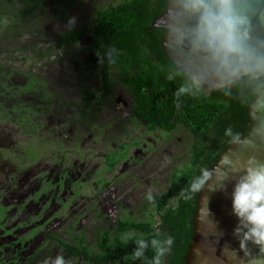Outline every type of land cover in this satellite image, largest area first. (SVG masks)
Instances as JSON below:
<instances>
[{
    "label": "rangeland",
    "instance_id": "374dc122",
    "mask_svg": "<svg viewBox=\"0 0 264 264\" xmlns=\"http://www.w3.org/2000/svg\"><path fill=\"white\" fill-rule=\"evenodd\" d=\"M120 1L69 0L62 16L66 0L30 12L25 0H0V65L15 71L14 85L0 87V243L24 242L38 252L32 264L58 255L87 264L69 260L50 235L73 243L85 234L98 251L97 239L120 218H148L146 196L167 191L175 170L190 162L193 135L182 126L150 131L132 118V98L115 69L113 92L103 96L102 65L87 35L57 48L69 31L87 25L91 32L97 10ZM28 75L38 88L22 91ZM86 89L99 94L80 117ZM123 147L111 169L106 156Z\"/></svg>",
    "mask_w": 264,
    "mask_h": 264
},
{
    "label": "trees",
    "instance_id": "16d2710c",
    "mask_svg": "<svg viewBox=\"0 0 264 264\" xmlns=\"http://www.w3.org/2000/svg\"><path fill=\"white\" fill-rule=\"evenodd\" d=\"M45 1L48 0H25L30 6L29 12ZM166 2L122 0L112 3L97 10L91 32L85 25L69 31L67 37L57 44V48H62L69 42H77L81 35H88L91 38L88 44L95 53L93 61L102 64L103 96L113 92L110 81L111 70L115 69L117 80L132 96V118L144 121L150 131L160 129L170 133L182 126L194 137L190 162L175 170L167 191L151 194V200L146 196L143 210L148 213V218L139 221L120 218L113 230H106L97 239L98 251L95 252L87 246L85 234L78 236L77 242L72 244L50 235V239L70 252L73 258L83 256L87 262L95 264L109 261L116 264H153L158 253L150 241H164L170 236L173 243L161 257V264H183L193 242L197 198L202 189L193 191L192 184L201 177L202 169H210L229 146L230 138L225 134L228 129L241 136L245 133L249 122L248 107L264 85V77L256 79L244 75L231 86L214 90L210 95L205 93L203 86H193L191 79L164 54L162 29H149L154 19L165 11ZM70 8L72 5L66 0V8L60 12L61 15H67ZM109 48L117 50L113 62H102L101 57ZM5 69L9 72H3ZM14 73L13 68L0 65V87ZM28 78L30 84L22 87V91L38 88L37 78L30 75ZM182 86L189 91L177 94ZM98 94L97 90L84 91L86 100L80 117L86 115ZM121 151L125 148L108 154L111 169L117 165ZM139 239L149 241L150 246L144 257L137 259L133 250Z\"/></svg>",
    "mask_w": 264,
    "mask_h": 264
},
{
    "label": "clouds",
    "instance_id": "9594fccd",
    "mask_svg": "<svg viewBox=\"0 0 264 264\" xmlns=\"http://www.w3.org/2000/svg\"><path fill=\"white\" fill-rule=\"evenodd\" d=\"M264 0H169V6L158 24L167 39L165 48L173 56V63L186 73L192 85L199 88L206 77L225 83L242 75L259 79L264 77V35L254 34L253 9ZM75 18L69 21V26ZM115 48H109L101 61L113 62ZM195 59L199 68L190 70ZM171 79V77H169ZM181 87L179 93L187 92ZM230 144L241 141L239 133L226 131ZM223 163L231 168L235 179L231 190V207L237 218L233 230L242 248L251 242L264 251V161L250 156L247 160L234 161L225 154ZM214 170L202 169L201 177L192 184L199 191L214 175ZM227 179V177H226ZM153 197L151 193L148 199ZM134 258H142L149 248V241L137 240ZM172 237L164 241L153 239L151 247L157 250L153 264H161V257L170 249ZM44 264H67L63 256L47 259Z\"/></svg>",
    "mask_w": 264,
    "mask_h": 264
},
{
    "label": "water",
    "instance_id": "95a60500",
    "mask_svg": "<svg viewBox=\"0 0 264 264\" xmlns=\"http://www.w3.org/2000/svg\"><path fill=\"white\" fill-rule=\"evenodd\" d=\"M168 6L169 0L166 2L165 11ZM163 13L154 19L149 29L161 28L157 21ZM252 19L254 34L264 35V3H257ZM166 39L163 31L161 45L164 54L173 63L172 57H178V53L169 55L165 48ZM198 68L199 62L193 59L190 70L195 71ZM242 76L225 83H217L215 79L206 77L201 86L204 87L205 93L210 95L214 90L231 86ZM247 114L248 128L241 136L240 143L229 144L222 152L210 168L215 174L204 184L198 195L193 242L183 264H264V251L251 242L246 248H242L233 234L238 223L231 207V190L235 177L231 168L223 163L225 154L234 161L247 160L250 156L264 161V85L250 102Z\"/></svg>",
    "mask_w": 264,
    "mask_h": 264
},
{
    "label": "flooded vegetation",
    "instance_id": "af4514ba",
    "mask_svg": "<svg viewBox=\"0 0 264 264\" xmlns=\"http://www.w3.org/2000/svg\"><path fill=\"white\" fill-rule=\"evenodd\" d=\"M64 1V0H63ZM63 1L61 3H63ZM55 5L56 7L58 8L59 6L57 5L56 1H55ZM65 8H66V5H65ZM64 8V9H65ZM71 9V8H70ZM69 9V10H70ZM95 20V18H94ZM93 20V22H94ZM86 35V34H85ZM84 36V35H81L80 38ZM79 38V39H80ZM86 39L88 42L91 41V38L87 35L86 36ZM102 65V64H101ZM14 85V83H13ZM12 85V82L8 81L7 83L5 82H2L1 84V87H9L11 88ZM7 88V90L9 89ZM128 92V91H127ZM129 93V92H128ZM130 94V93H129ZM131 96V94H130ZM132 98V96H131ZM132 104H133V99H132ZM136 120H139V119H136ZM142 121V120H140ZM146 127H147V124H146ZM148 128V127H147ZM149 130V128H148ZM106 158H108V155L106 156ZM109 161V160H108ZM110 162V161H109ZM1 208H4L3 206H1ZM117 223V222H116ZM159 224V222L157 223ZM116 226V224H115ZM115 228V227H114ZM131 233L127 234L126 236H129ZM83 236V235H82ZM62 238V237H61ZM64 239V238H63ZM65 241H67L69 244L71 243L70 241L64 239ZM54 241V240H53ZM77 240L73 243H76ZM85 242H86V239H85ZM5 243H0V264H32L36 259H37V256H38V252L37 251H29L27 250L24 246V242H19L17 240V242H13L12 244H10V246L5 247L4 246ZM72 244V243H71ZM57 246L59 247V250H61L63 252V254L69 258V260H72V259H76V258H73L72 255L70 254V252H68L66 249H62L61 245L57 243ZM97 249H98V245H97ZM43 250V249H41ZM12 251V252H11ZM79 258H82L85 262H87L83 256H80ZM87 264H95V263H91V262H87ZM105 264H116L114 263V261H109Z\"/></svg>",
    "mask_w": 264,
    "mask_h": 264
}]
</instances>
